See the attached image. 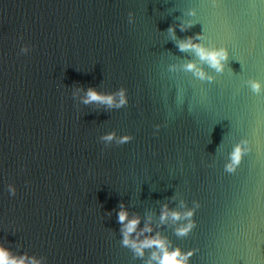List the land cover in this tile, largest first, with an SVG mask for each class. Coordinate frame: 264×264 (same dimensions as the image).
<instances>
[{
	"label": "water",
	"instance_id": "water-1",
	"mask_svg": "<svg viewBox=\"0 0 264 264\" xmlns=\"http://www.w3.org/2000/svg\"><path fill=\"white\" fill-rule=\"evenodd\" d=\"M198 33L231 51L222 72L202 65L210 81L177 47ZM249 77L264 79L262 0H0V242L44 264H146L151 249L121 243L124 204L196 249L190 264H264V92ZM89 87L128 103L84 104ZM113 130L131 138L101 139ZM165 203L199 205L187 235L183 219L161 226Z\"/></svg>",
	"mask_w": 264,
	"mask_h": 264
},
{
	"label": "clouds",
	"instance_id": "clouds-1",
	"mask_svg": "<svg viewBox=\"0 0 264 264\" xmlns=\"http://www.w3.org/2000/svg\"><path fill=\"white\" fill-rule=\"evenodd\" d=\"M194 14V13H191ZM193 21L188 22L191 26ZM183 28L184 25H181ZM170 34L175 33V27L168 28ZM200 33L195 36H189L177 41V47L180 51H190L198 58L197 60L187 61L183 64L186 71L192 72L201 80H213L215 77L209 74L202 65L215 69L216 72L224 71L226 63L230 57L231 51L226 46H210L201 39ZM22 51H28V47L22 48ZM248 88L253 93L264 92V79L249 77L245 81ZM84 104H98L107 107H123L128 103L126 88H120L114 92H104L95 87H89L84 90L82 97ZM130 135L117 136L116 132L109 131L101 137L105 142L116 141L125 143L130 139ZM253 150L252 141L248 136L241 138L232 148L228 162L225 164L227 172H234L241 164L245 154ZM10 194L14 195L16 188L9 185ZM183 205V202H181ZM199 205H196L198 207ZM196 207L187 208H170L167 203L161 206L159 220L161 226L167 221L173 222L183 219L185 223L179 224L175 228L178 236L187 235L195 226L194 217ZM118 222L121 225V243L125 247L133 250L136 256H145L147 250L151 249L146 264H190V258L196 249L185 250L179 245L173 246L169 238L161 231L155 230L152 223V217L147 219L139 214H132L127 206L121 204L117 213ZM143 225L141 226V221ZM0 264H44L42 257L29 255L28 253H16L3 242H0Z\"/></svg>",
	"mask_w": 264,
	"mask_h": 264
},
{
	"label": "snow or ice",
	"instance_id": "snow-or-ice-1",
	"mask_svg": "<svg viewBox=\"0 0 264 264\" xmlns=\"http://www.w3.org/2000/svg\"><path fill=\"white\" fill-rule=\"evenodd\" d=\"M262 2H264V0H262Z\"/></svg>",
	"mask_w": 264,
	"mask_h": 264
}]
</instances>
